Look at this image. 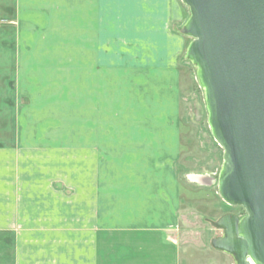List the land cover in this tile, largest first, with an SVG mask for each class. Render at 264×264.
<instances>
[{
    "label": "crops",
    "instance_id": "crops-1",
    "mask_svg": "<svg viewBox=\"0 0 264 264\" xmlns=\"http://www.w3.org/2000/svg\"><path fill=\"white\" fill-rule=\"evenodd\" d=\"M102 1L0 0V109L12 101L6 96L21 107L28 96L17 83L34 68V80L49 82L40 75L55 56L49 64L81 67L85 74L74 81L93 89L84 109L102 113ZM181 17L177 0H113L109 184L101 155L94 170L72 176L50 170L53 153L37 151L63 142L30 141L23 153L20 136L0 137V264H179L174 235L183 183L172 165L190 91L181 73L186 36L175 28Z\"/></svg>",
    "mask_w": 264,
    "mask_h": 264
},
{
    "label": "rangeland",
    "instance_id": "rangeland-1",
    "mask_svg": "<svg viewBox=\"0 0 264 264\" xmlns=\"http://www.w3.org/2000/svg\"><path fill=\"white\" fill-rule=\"evenodd\" d=\"M177 2L182 10V17L175 28L180 32L189 17V10L181 0ZM102 36L101 114L94 115L84 109L83 96H87L93 89L86 90V83L74 81V78L78 79L85 74L81 67L52 65L57 58L50 56L40 75L41 78L50 75L49 82L34 80V72L37 74L34 68V71H31L32 76H23L20 83H17L22 94L28 96L22 101L21 107L13 109V99L6 96L7 101H12L5 104L6 109H0V137L9 139L20 136L23 140V153L29 151V147L24 144L30 141L63 142L64 145L59 146L62 147L61 150H58V146L42 145L37 151L53 153L55 160L50 161V170H63L72 176L94 170L98 163L95 156L101 155L102 182L109 184L112 179L109 175L112 173L113 176V0L102 1ZM29 39L27 34L24 41L26 46ZM184 39L182 59L188 67L186 69L185 65H182L181 73L186 86L189 80L190 91L184 93L179 110L182 128L181 152L177 154V159L172 165L183 183V201L174 235L178 248V263L235 264L231 256L212 248L211 240L222 235V230L213 224L224 214L242 217L245 211L239 206L226 204L218 194L217 178L223 163V150L214 141L207 124L204 92L198 86L195 67L185 57L190 38ZM57 52H61V49H56L55 53ZM90 70L95 72L93 67ZM71 78L73 81H69ZM13 85L11 83L12 87ZM9 89L6 85V90ZM88 118L93 122L95 120V127L97 124L100 126L95 128L92 122L86 129H81L85 121L89 122ZM37 122H44V128H37ZM82 136L86 139V144L91 143V146H83L80 139ZM94 142L97 143L93 145Z\"/></svg>",
    "mask_w": 264,
    "mask_h": 264
},
{
    "label": "water",
    "instance_id": "water-1",
    "mask_svg": "<svg viewBox=\"0 0 264 264\" xmlns=\"http://www.w3.org/2000/svg\"><path fill=\"white\" fill-rule=\"evenodd\" d=\"M180 33L204 92L207 124L223 150L221 199L245 215L221 216L214 250L235 264H264V0H181Z\"/></svg>",
    "mask_w": 264,
    "mask_h": 264
}]
</instances>
